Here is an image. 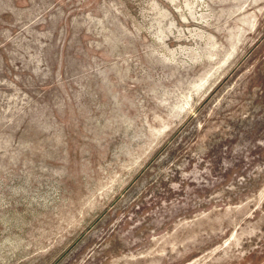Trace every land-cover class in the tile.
Here are the masks:
<instances>
[{
  "label": "rangeland",
  "instance_id": "1",
  "mask_svg": "<svg viewBox=\"0 0 264 264\" xmlns=\"http://www.w3.org/2000/svg\"><path fill=\"white\" fill-rule=\"evenodd\" d=\"M0 264H264V0H0Z\"/></svg>",
  "mask_w": 264,
  "mask_h": 264
}]
</instances>
